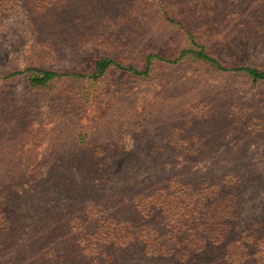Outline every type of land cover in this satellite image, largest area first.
<instances>
[{
    "label": "trees",
    "instance_id": "obj_1",
    "mask_svg": "<svg viewBox=\"0 0 264 264\" xmlns=\"http://www.w3.org/2000/svg\"><path fill=\"white\" fill-rule=\"evenodd\" d=\"M134 4L135 0L132 9L137 10L138 19L135 16L128 21L131 26L122 24L117 36L106 37L113 39L116 48H127L128 52L116 56L113 52L92 53L82 71L30 66L1 74L0 81L23 77L32 94L62 80L97 82L126 74L149 77L161 65L187 63L242 75L251 87L264 82V60L248 62L244 52H239L252 42L247 33L260 30L264 35V0H153ZM110 9H118L115 2ZM162 114L151 119L148 128L161 129ZM200 116H189L184 124L187 131L178 129L187 133L182 139L183 134L169 140L163 137L157 144L150 129L142 131L147 135L150 155L158 158L164 152L181 151L184 161L198 162L192 155L208 149L212 136L195 131L201 127ZM139 121L148 123L147 114H141ZM125 125L117 126L118 137ZM110 147L105 141L82 148L74 144L70 151H79V155L51 167L45 177L39 175L40 161L36 159L28 163L0 156V264H150L149 259L167 256L166 250L171 248L168 256L184 261L208 247L216 252H209L201 264H264V203L261 211L247 216L250 220L242 223L238 218L245 198H257L264 187V176L256 162L237 158L223 164L219 174L197 178L194 192L197 188L207 190L200 202L204 209H196V205L182 209L174 201L173 208L161 206L153 211L154 206L143 216L137 213L138 203L134 201L143 199L140 187L145 185H139L137 176L127 172L126 166L117 174L112 171L113 163L135 160H126L127 154H120L124 159L108 158ZM31 181L33 187L28 185ZM114 181L119 183L107 189ZM155 181L157 184L147 186L149 190L163 184L162 178ZM248 190L252 192L244 195ZM164 215L167 223H176V230L179 224L190 223L189 231L180 232L176 242L166 245L169 249L158 240L161 230L153 227Z\"/></svg>",
    "mask_w": 264,
    "mask_h": 264
},
{
    "label": "rangeland",
    "instance_id": "obj_2",
    "mask_svg": "<svg viewBox=\"0 0 264 264\" xmlns=\"http://www.w3.org/2000/svg\"><path fill=\"white\" fill-rule=\"evenodd\" d=\"M106 1L111 5L105 6ZM133 1L0 0V75L30 66L82 71L86 70L92 53L113 52L116 56L128 52L127 48H116L113 39L106 37L117 36L122 24L130 25L128 21L137 17V10L132 9ZM144 1L153 0H135L133 7ZM114 2L117 10L110 9ZM60 13L64 15L57 16ZM246 37L252 42L242 46L239 52H244L248 62L263 61V33L259 30L251 35L247 33ZM143 113L147 114L148 123L139 121ZM159 114L163 115V127L148 128L150 120ZM191 115H202L198 123L201 127L195 131L212 133L208 149L192 155L199 161H184L181 151L164 152L158 158L151 156L146 146L147 135L142 131L150 129L157 144L163 137L169 140L183 134L182 139L187 133L178 129L188 130L184 124ZM119 124L126 125L118 137L115 131ZM103 141L110 143L112 149L108 158L124 159L120 154H127L126 160H135L113 163L112 171L117 174L126 166L127 172L137 176L139 185H145L140 187L143 199L134 201L138 203L137 213L147 215L154 206L153 211L161 206L173 208L174 201L182 209L189 210L194 205L196 209H204V203L200 202L207 190L197 188L194 192L200 176L209 179L211 174H219L228 161L237 158L253 160L264 176L261 161L264 160V82L251 87L242 75L187 63L161 65L149 77L126 74L97 82L62 80L32 94L27 91L23 77L0 81V156L8 155L10 160L28 163L36 159L40 161L39 175L45 177L51 167L61 166L64 159L79 153H71L74 144L82 148L87 143ZM23 169L29 172V168ZM159 178L163 184L149 190L147 186L157 184L155 180ZM28 185L33 187L35 183L31 181ZM251 192L248 190L244 195ZM262 203L264 187L257 198H245L238 218L242 223L250 220L247 216L261 211ZM166 218L164 215L161 223H154L153 227L162 232L158 235L161 239L154 237L169 249L166 245L176 242L180 232L189 231L190 223L179 224L176 230V223H167ZM209 252L216 251L204 248L181 261L168 256L171 248L166 250L168 257L149 261L150 264H201L208 259Z\"/></svg>",
    "mask_w": 264,
    "mask_h": 264
}]
</instances>
